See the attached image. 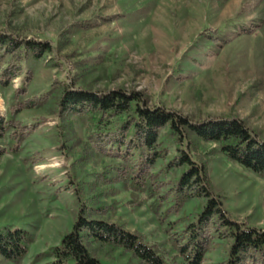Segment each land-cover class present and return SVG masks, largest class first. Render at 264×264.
<instances>
[{
  "label": "rangeland",
  "instance_id": "1",
  "mask_svg": "<svg viewBox=\"0 0 264 264\" xmlns=\"http://www.w3.org/2000/svg\"><path fill=\"white\" fill-rule=\"evenodd\" d=\"M0 31L52 47L0 84V231L26 233L25 253L0 264L52 262L91 196L106 204L100 218L140 234L166 264L192 260L189 236L204 202L178 191L174 140L160 132L163 155L136 179V152L103 143L101 150L90 138L119 133L131 115L107 117L95 130L87 114L60 117L57 98L69 84L121 88L197 122L238 117L264 140V0H0ZM191 158L206 163L227 217L264 231V174L213 143L200 142ZM87 244L99 264H141L121 248ZM231 245L230 230L212 217L201 264H229Z\"/></svg>",
  "mask_w": 264,
  "mask_h": 264
},
{
  "label": "trees",
  "instance_id": "2",
  "mask_svg": "<svg viewBox=\"0 0 264 264\" xmlns=\"http://www.w3.org/2000/svg\"><path fill=\"white\" fill-rule=\"evenodd\" d=\"M47 52H52L49 42L0 31V60L6 59L5 66L0 67V84L6 86L13 78L22 74L21 65L26 58H39ZM57 102L60 117L87 114L95 124V130H99L98 124L107 117L131 115L130 119L121 124L119 133H103L101 130L91 133L90 138L96 141L99 147L102 143L110 144L111 148L123 146L124 155L131 150L136 152L140 160L136 179L148 172L155 160L163 155L156 150L160 132L164 130L174 140L177 156L172 164L181 172L178 191L183 198L196 196L204 202L198 226L195 230L192 229L189 236V243L193 244L192 260L187 264H201L207 228L212 217L219 226L230 230L232 245L229 264H264V231L244 228L229 219L220 198L212 191L206 163H198L191 158L192 149L200 142L213 143L227 158L255 173L264 174V140L249 129L242 119L221 116L207 117L197 122L188 115L151 108L138 92L127 94L121 88L95 93L75 89L69 84L61 89ZM1 122L3 121L0 118ZM9 124L19 128V125H13V121H9ZM1 130L3 129L0 126V132ZM105 211L106 204L100 202L97 197L87 198L79 208L71 229L63 234L59 245L54 249V259L49 264H99L90 253L87 246L89 242L106 244L112 249L121 248L141 264H166L153 248L143 242L140 234L129 232L117 223L100 218ZM198 236L202 239L197 240ZM25 251V231H0L1 258L16 260ZM255 254H259L260 258H255Z\"/></svg>",
  "mask_w": 264,
  "mask_h": 264
}]
</instances>
